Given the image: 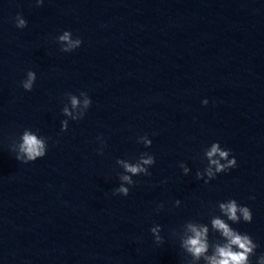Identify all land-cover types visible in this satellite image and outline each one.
<instances>
[{
	"label": "clouds",
	"instance_id": "obj_1",
	"mask_svg": "<svg viewBox=\"0 0 264 264\" xmlns=\"http://www.w3.org/2000/svg\"><path fill=\"white\" fill-rule=\"evenodd\" d=\"M43 0H37V4H41ZM27 26V21L21 16L16 17V27L25 28ZM62 42H67L68 46L63 49V51L68 52L74 48L81 46V39H76L75 41L70 40V33L64 32L62 36L59 37ZM36 80V74L33 71L27 72V79L22 82V87L26 91H31ZM71 103L73 107L78 105V100L72 97ZM91 104L89 99L84 100V107L87 109ZM207 104V101H205ZM66 115H71L67 108L64 109ZM83 117V113L81 117ZM77 119V117H73ZM66 127V122H64ZM22 142L18 145V151L15 156L17 161L22 163L34 162L37 158H42L45 156L46 145L42 138H38L36 135L32 134L30 131H25L22 135ZM145 143H151L145 140ZM210 166L206 169L207 176L210 180L215 179L216 173L227 172L228 170L236 167L237 161L235 157H230V150L222 149L218 143H214L211 149L206 153ZM219 157L216 159L214 157ZM221 160L226 161V163H221ZM123 165L126 172L132 175H151L148 168L145 165H153L155 163V157L152 155L142 156L141 160L136 164H129L124 161H119ZM214 166V170L213 167ZM185 172L188 171L187 168L184 169ZM200 178V174H197ZM123 182L119 188L114 190L113 194H119L127 196L129 194V187L124 185H134V181L130 175H122L120 177ZM208 183V181H205ZM254 198V197H253ZM176 205L180 204V201H175ZM159 207H162L159 206ZM220 212L227 221H231L233 224L240 223L241 221L245 223H251L253 219L252 212L249 207L238 204L234 199H230L227 202H222L219 204ZM187 230L191 235L187 236L183 240L182 246L192 255L195 260H199L203 257L207 264H250V257L255 254V250L258 245L253 241V239L247 233H240L239 231L233 229L225 219L219 217H214L211 220V228L220 234L225 242H214L211 244L213 252L211 255H207L209 251V228L206 225H196L193 223H188L186 225ZM152 235L154 236L155 242L160 244L163 242V238L160 235L161 226L155 225L150 229ZM257 264H264V255L258 258Z\"/></svg>",
	"mask_w": 264,
	"mask_h": 264
}]
</instances>
